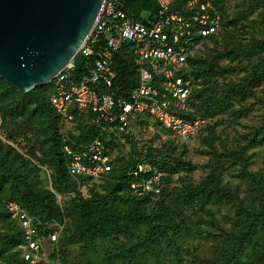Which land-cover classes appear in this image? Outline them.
<instances>
[{"label": "rangeland", "instance_id": "374dc122", "mask_svg": "<svg viewBox=\"0 0 264 264\" xmlns=\"http://www.w3.org/2000/svg\"><path fill=\"white\" fill-rule=\"evenodd\" d=\"M224 2V26L194 53L203 60L194 69L203 72L195 99L202 130L187 140L145 116L136 142H113L122 163L135 158L150 172L144 180L159 189L151 197L64 175L51 86L24 93L0 77V199L28 208L26 198L41 205L46 195L61 213L60 242L40 264H264V0ZM38 210L29 209L43 221ZM0 231L9 235L0 264H24L16 226L0 223Z\"/></svg>", "mask_w": 264, "mask_h": 264}, {"label": "built area", "instance_id": "2783aa9c", "mask_svg": "<svg viewBox=\"0 0 264 264\" xmlns=\"http://www.w3.org/2000/svg\"><path fill=\"white\" fill-rule=\"evenodd\" d=\"M156 11L131 16L126 0H106L103 11L73 62L49 83L51 102L61 116L62 150L70 176L88 183L101 181L113 168L116 154L112 142L127 145L128 135L145 116L155 119L178 137L191 140L207 123L203 117H188L193 89L190 56L210 36L219 32L222 14L212 0H154ZM126 47L136 67L138 84L130 89L116 86L119 74L116 53ZM86 60L76 67V58ZM96 126L100 134L92 141L75 142L69 134L76 120ZM128 146V145H127ZM148 172L144 165L128 171L138 179ZM131 188L141 196L159 192L152 181L133 180ZM6 213L23 231L21 257L40 264L48 244L41 240V226L50 229L48 240L57 244L63 225L50 224L31 215L20 203H0V219Z\"/></svg>", "mask_w": 264, "mask_h": 264}, {"label": "water", "instance_id": "95a60500", "mask_svg": "<svg viewBox=\"0 0 264 264\" xmlns=\"http://www.w3.org/2000/svg\"><path fill=\"white\" fill-rule=\"evenodd\" d=\"M106 0H0V77L21 92L73 62Z\"/></svg>", "mask_w": 264, "mask_h": 264}, {"label": "trees", "instance_id": "16d2710c", "mask_svg": "<svg viewBox=\"0 0 264 264\" xmlns=\"http://www.w3.org/2000/svg\"><path fill=\"white\" fill-rule=\"evenodd\" d=\"M127 4L125 7L126 12L131 15V16H139L140 13L142 11H145L147 9L152 10V11H156L158 6L156 4V2H154V0H126ZM213 3L217 6V8L220 10L221 14H222V23H221V28L224 26V22L225 19L227 17L226 14V10H225V2L224 0H212ZM217 33L215 35L210 36L209 39L213 38L214 36H216ZM207 39V40H209ZM86 61L85 58L78 56L76 58V67L77 68H82V66L84 65V63ZM115 62H116V69L118 71V78L116 79V86H123L124 89H130L132 87H135L138 84V78H137V72H136V67L134 65V62L132 60V57L130 56L128 50L126 47H123L122 49H120V51L118 53H116V57H115ZM203 60H200V58H195L194 54L192 56H190V66H191V76L193 78V89H192V93L191 96L189 98V104L190 107L192 108V112H190L188 114V117L190 118H194V117H203L201 113L200 109H197V106L195 105V99L196 97L199 95H197V87H196V78H200L203 74L202 73H198L195 69V66H197V64H202ZM207 75L212 77L213 73H212V69H210L207 72ZM215 75V74H214ZM48 85L51 86L52 88V93H53V86L51 83H48ZM51 96L49 97V104L50 107L52 109V112L54 114V119H56L57 124L61 123V116L56 112V110L54 109L52 102H51ZM78 121L77 126H81V134L80 135H73L69 132V134L71 135V138L77 142V143H82V144H86L90 141H92L94 138H96L99 134H100V130L94 126V125H90V124H86L84 122H82V120L80 118L77 117L76 119ZM143 121V120H142ZM141 121V122H142ZM136 140V135H128L126 138V141L128 144H133ZM56 152H57V165L59 167V169L62 171V173L64 175H66L68 178H71L73 180H76L75 178H73L72 176H70V174L68 173L67 170V166H66V157L64 155V152L62 150V141H61V136H58L56 139ZM112 145L113 142L110 146V149L112 151ZM128 151L130 152L131 149L129 148ZM239 157H241V159H244L245 155L244 153H240ZM125 157L121 156L119 153L116 154V157L113 160V168L112 170L109 172V174L107 176H105L101 181V184H105L107 182H112L114 184V187L119 190L122 191V193H130L135 197H139V198H148L151 197V195H154V192H149L146 193L144 195H137L134 190L131 188V183L133 180H144L146 178H148L150 176V172H146V173H142L140 174V176L138 177V179H135L134 176H129L128 175V171L131 168H136L138 162L136 161V159L134 158H128L126 159L125 163H122L123 159ZM219 193V192H218ZM16 201L18 203H20L30 214L31 212L29 211V209L31 210H35L36 207H39L38 212L36 213L37 215H40L42 218V222L43 223H48L50 224L51 228H54V222L57 223H62V221L60 220H55L56 217H60V210L59 207L56 206L54 203H52V201H49L46 195H42V198H40L39 200L41 201V205L40 204H35L33 203L30 199L26 198L27 200V207L26 208L21 202L12 199V198H2L0 199V203H5L7 201ZM262 217L264 216V210L262 212ZM58 217V218H59ZM55 218V219H54ZM255 220V218H253ZM53 220V221H52ZM4 222H8L10 224H14L18 230V233L20 235V242L19 244L21 245L24 242V236H23V231L20 228L19 224L13 220L10 219V217L6 214L3 213L2 218L0 219V223H4ZM251 225V224H250ZM41 229V240L42 242L48 244L49 246H55L56 244L50 243L48 240V234L50 232V229H44L43 226L40 227ZM248 233L250 234L252 231V226H249L247 228ZM9 237V235L7 233L1 232L0 231V239L1 238H7ZM61 238V237H60ZM246 239V236H242L241 239L239 240L235 251L231 254L232 257L239 254L241 251V247H243L244 244V240ZM60 242V239L58 241V243ZM57 243V244H58ZM4 252H1V254ZM21 250H19V256H20V260L21 262H23L24 264H30L28 261L24 260L21 257Z\"/></svg>", "mask_w": 264, "mask_h": 264}]
</instances>
